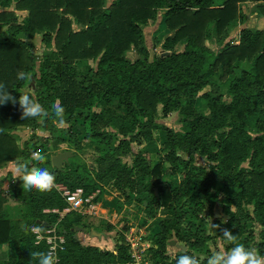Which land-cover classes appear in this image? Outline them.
I'll return each instance as SVG.
<instances>
[{
    "label": "trees",
    "instance_id": "1",
    "mask_svg": "<svg viewBox=\"0 0 264 264\" xmlns=\"http://www.w3.org/2000/svg\"><path fill=\"white\" fill-rule=\"evenodd\" d=\"M259 1L114 0L106 6V0H0V29L7 28L0 38V83L17 100L27 92L49 111L48 117L22 120L18 103L0 105V169L27 161L56 178L49 192L26 191L23 181L0 189V264H35L30 252L49 249L58 264H133L123 234L115 249L78 239L77 232L93 230L80 212H64L68 203L57 185L82 188L94 203L113 189L142 206L146 219L165 210L148 248L152 264H175L182 254L206 264L210 242L232 247L221 237L224 228L264 255V28L245 27L228 40L245 21L243 4H256L264 19ZM19 12H25L23 19ZM153 23L158 33L172 34L152 57L144 29ZM37 34L51 50L36 71L27 38ZM130 50L138 57H127ZM20 71L30 74L33 92L24 91L30 79H17ZM197 98L204 108L196 107ZM57 101L76 130L54 122ZM174 111L182 116L181 131L158 122ZM21 126L50 137L33 133L21 148L10 132ZM158 135L160 147L134 151V143H152ZM52 139L78 152L87 140L94 145L92 165L76 163V155L60 169L51 157L30 163L36 152L46 156ZM8 197L26 206L22 218L4 213ZM217 208L226 220L214 215ZM36 225L44 227L41 238L31 232ZM50 235L63 240L49 242ZM172 240L187 249L176 246L170 256Z\"/></svg>",
    "mask_w": 264,
    "mask_h": 264
},
{
    "label": "rangeland",
    "instance_id": "2",
    "mask_svg": "<svg viewBox=\"0 0 264 264\" xmlns=\"http://www.w3.org/2000/svg\"><path fill=\"white\" fill-rule=\"evenodd\" d=\"M114 0H106L105 4L106 6H109ZM259 3H264V0H260ZM242 9L245 15V21L239 23L235 28H233L230 32L228 40H236L239 32L241 29L245 27H251V28H264V19L261 18V15L258 12V8L256 4L254 3H245L242 5ZM19 18L23 19L25 16V12H19L18 13ZM77 28V26H75ZM158 28V23H153L147 26L144 29L145 37L147 45L150 49V52L152 54V57L155 52H160L162 49V43L165 40V38L168 35H171L172 32L169 30H165L163 32L158 33L156 30ZM7 35V28L0 29V38ZM27 40L31 43H33V48L31 49V53L36 57V71L39 67V59L40 57H45V55L51 50L49 47H47L43 41L41 34H37L34 38H27ZM159 41L157 49H154L155 43ZM208 43L214 48L218 49L220 48L219 44L210 42ZM183 48V46H181ZM127 57L131 59H135L138 57V54L136 50H130L127 53ZM33 82L30 81L24 87V91H30L33 92ZM209 90V88H208ZM206 106L205 101L203 99L197 98L196 99V107L197 108H204ZM181 114L179 111L172 112L167 118H159L158 122L163 123L169 127L174 128L177 131H181L183 124L181 122ZM72 124L65 123L64 125H59L60 128L63 129H69L71 128L72 131L76 130ZM11 134L16 138L17 144L23 148L26 141H29L32 134L36 133L39 137H50V133L48 131H44L40 128L38 129H31L30 127H19L18 129H13L10 131ZM156 141L152 143H144V144H133L134 151H139L141 148H149V149H157L161 145L162 136L158 135ZM33 141H36L35 139L30 141L31 144ZM39 141V140H38ZM82 144L84 145V151L78 152L74 151L73 148H70L67 142H58L56 140H51L50 147L48 151L46 152V158L52 157L56 155H60L64 152H70L74 156L76 155V163H81L82 161H88L90 165H92V155L94 150V145L87 142V140L82 139ZM40 155V154H39ZM37 155H33L30 163H36ZM125 160H130V158L124 157ZM197 163L199 165H205L206 161L205 159L201 157H197ZM20 161V160H18ZM68 159H64L62 161V166H64L67 163ZM17 162V161H15ZM15 162L8 163L5 167L0 169V189L3 191H8L10 189V186L12 184L20 185L22 183V180L18 179L17 174L14 172ZM53 165V164H52ZM178 179L180 177L178 176ZM97 204V209L95 213H90L88 211L85 212V208L83 209V212L78 208L77 210L72 209L74 211L80 212L79 214L82 217V221L85 225H88V227L94 231H98L102 233V238L97 237L91 232L86 231H79L76 233L78 239L86 245H97L102 249H115V242L117 239H119V235L123 234L125 236L126 241L131 244L129 239L131 241H137V245H140L142 243L143 247L146 248V250L142 251V258L145 259V264H150L149 261H151L150 256L148 257V248L151 247L152 243V234L155 231H158L157 221L166 217V211L160 210L158 212V216L156 219H146V214L141 209L142 206H140L136 201H133L131 203H127L124 201L122 197L119 196V194L114 191L113 189L107 188L105 194L103 195V198L95 202ZM4 213L15 219L22 218L25 211L26 206L19 201H15L8 197L7 203L5 205ZM71 207V206H70ZM253 206L246 205V209L252 210ZM66 212H69V210H65ZM64 211V212H65ZM71 211V210H70ZM88 212V213H87ZM217 214V215H216ZM214 215L217 218H221L226 220L227 215L222 212V208H217L214 211ZM209 219V218H208ZM206 219V221L208 220ZM213 220V217L210 218ZM146 220V222H144ZM113 226L112 230H109V227ZM45 233H51L50 230L45 231ZM50 241H55L56 238H59L60 240L63 239L62 236H55L50 235L47 237ZM219 241V240H218ZM210 248L212 252L217 251H227L226 244L225 243H215L210 242L209 243ZM136 246V245H135ZM131 251H134V247L130 245ZM138 249V248H136ZM144 249V248H143ZM178 252V249L176 246H168V254L172 257L176 255ZM150 255V254H149ZM149 259V260H148Z\"/></svg>",
    "mask_w": 264,
    "mask_h": 264
},
{
    "label": "clouds",
    "instance_id": "3",
    "mask_svg": "<svg viewBox=\"0 0 264 264\" xmlns=\"http://www.w3.org/2000/svg\"><path fill=\"white\" fill-rule=\"evenodd\" d=\"M30 78V74L23 71L17 73V79L25 80ZM7 103L19 104L22 110V120L49 116V111L32 98L29 93L21 92L17 100L15 96L11 95L5 85L0 83V105ZM51 115L54 118V122L59 125L66 123L65 109L59 101L52 104ZM36 159L42 163L46 158L44 155H37ZM14 172L17 174L18 179L23 181V189L26 191L35 189L39 192H49L55 186L56 178L53 173L47 168L38 166L30 167L27 161L15 162ZM216 227L219 226L217 225ZM25 230L27 231L28 229L25 228ZM43 231L44 227L40 225L31 228V232L37 238H40ZM221 237L228 244H231L232 247L228 251L213 252L212 255L207 257L206 264H264V255H260L254 247H246L243 243H239L238 236L234 235L229 229H222ZM30 256V261H35V264H58L56 253L52 249H49L47 252H30ZM175 264H201V261L195 255L182 254L178 256Z\"/></svg>",
    "mask_w": 264,
    "mask_h": 264
},
{
    "label": "built area",
    "instance_id": "4",
    "mask_svg": "<svg viewBox=\"0 0 264 264\" xmlns=\"http://www.w3.org/2000/svg\"><path fill=\"white\" fill-rule=\"evenodd\" d=\"M34 155H39V153L36 152ZM57 188L59 189L62 196L65 198L66 202L68 203L67 210H69V211L72 209L77 210L79 208L83 212V209L85 208V212L86 211H88L90 213L96 212L97 204H95L92 201V197H88V198L84 197L82 188H77L74 191L68 189L66 186H63V185H57ZM46 211H49V210H46ZM41 237H43L42 234H41L40 238ZM62 240L63 239H61V241ZM48 241L52 242L49 239H48ZM129 241L131 242L130 245H132L135 248L134 251H131L132 256H133V264H145L146 260L142 258L141 254H142L143 250H146V248L143 247L142 243H140V245H137L138 244L137 241L134 242V241H131L130 239H129ZM136 248H138V249H136ZM149 256L151 257V255L148 254V257ZM149 262H150V264H152L151 261H149Z\"/></svg>",
    "mask_w": 264,
    "mask_h": 264
},
{
    "label": "water",
    "instance_id": "5",
    "mask_svg": "<svg viewBox=\"0 0 264 264\" xmlns=\"http://www.w3.org/2000/svg\"><path fill=\"white\" fill-rule=\"evenodd\" d=\"M165 54H167V53H165ZM71 153L70 152H64V153H62V154H60V155H56V156H53L52 157V163H53V166L54 167H56V168H62V161L64 160V159H69L70 157H71ZM209 212H207V214H208ZM217 215V214H216ZM92 233L94 234V235H96L97 237H99V238H102V233H100V232H98V231H92ZM170 245L171 246H179V247H181L183 250H186L187 248L185 247V246H182V245H179L178 243H177V241L176 240H172L171 241V243H170Z\"/></svg>",
    "mask_w": 264,
    "mask_h": 264
}]
</instances>
